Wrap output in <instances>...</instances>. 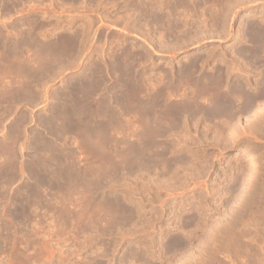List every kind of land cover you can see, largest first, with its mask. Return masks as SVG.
<instances>
[{
	"label": "rangeland",
	"instance_id": "374dc122",
	"mask_svg": "<svg viewBox=\"0 0 264 264\" xmlns=\"http://www.w3.org/2000/svg\"><path fill=\"white\" fill-rule=\"evenodd\" d=\"M0 264H264V0H0Z\"/></svg>",
	"mask_w": 264,
	"mask_h": 264
},
{
	"label": "bare ground",
	"instance_id": "6f19581e",
	"mask_svg": "<svg viewBox=\"0 0 264 264\" xmlns=\"http://www.w3.org/2000/svg\"><path fill=\"white\" fill-rule=\"evenodd\" d=\"M24 40V39H23ZM24 42V41H23ZM66 47V46H65ZM56 48V47H55ZM124 71V70H123ZM127 71V70H126ZM123 82V81H122ZM121 86V85H120ZM125 88V87H124ZM127 90V89H126ZM242 92V91H241ZM126 93V92H125ZM239 94V93H237ZM126 95V94H125ZM123 97V95H122ZM126 98V97H125ZM249 98V97H248ZM249 100V99H248ZM247 101V100H246ZM251 101V100H250ZM221 102V101H220ZM252 102V101H251ZM251 102L249 104H251ZM227 104V103H226ZM219 106V105H218ZM223 106V105H222ZM223 108V107H222ZM216 109V108H215ZM221 109V108H220ZM229 109V108H228ZM212 111V110H211ZM218 112V111H217ZM222 113V112H221ZM225 113V112H224ZM211 114V113H210ZM222 115V114H221ZM215 117V116H214ZM243 151V150H242ZM241 154H245L248 156L249 160H254L253 156L251 155V153L247 152V151H243L241 152ZM57 161V160H56ZM97 205V204H96ZM105 208V207H104ZM110 210V209H109ZM121 211V210H120ZM111 213V212H110Z\"/></svg>",
	"mask_w": 264,
	"mask_h": 264
}]
</instances>
